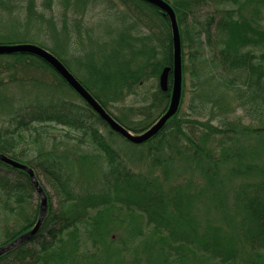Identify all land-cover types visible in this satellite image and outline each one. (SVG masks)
Here are the masks:
<instances>
[{
	"label": "trees",
	"instance_id": "obj_1",
	"mask_svg": "<svg viewBox=\"0 0 264 264\" xmlns=\"http://www.w3.org/2000/svg\"><path fill=\"white\" fill-rule=\"evenodd\" d=\"M55 1L63 11L47 16L42 7ZM167 1L180 30L183 95L189 68L192 112L182 96L177 112L140 144L65 94L70 86L41 58L0 54V93L15 86L27 96L11 111L0 96L9 116L0 153L31 167L53 191L43 187L40 227L1 253L0 264H264V0ZM127 2L108 34L101 30L109 35L98 44L102 58L88 51L83 62L75 59L84 78L63 41L80 49L94 31L83 29L86 9L76 0H0V39L41 24L53 31L51 47L30 42L53 52L106 112L139 133L170 102L158 76L172 65L173 37L156 5ZM203 6L212 7L205 17L197 14ZM127 98V110L114 114ZM238 108L245 115H235ZM36 194L27 171L0 160V248L35 225Z\"/></svg>",
	"mask_w": 264,
	"mask_h": 264
},
{
	"label": "water",
	"instance_id": "obj_2",
	"mask_svg": "<svg viewBox=\"0 0 264 264\" xmlns=\"http://www.w3.org/2000/svg\"><path fill=\"white\" fill-rule=\"evenodd\" d=\"M144 1V0H143ZM146 2L156 5L165 16H168L170 26H171V32H172V47H173V61L172 65L165 66L163 70L161 71L158 80H159V86L160 89L163 91H167L168 89V83H169V73L172 72V85H171V95H170V103L167 106V108L164 110V112L150 125V127L146 128L143 131H140L139 133H134L131 130H128L125 128L122 124L117 122L111 114L106 112V110L103 108L101 104L97 101L96 98L86 89L85 86L80 83L75 75L71 73L68 68L65 66L64 63H62L57 56H55L53 53H50L48 50H46L41 45H37L35 43H0V54H8V53H27L37 56L38 58H41L46 63H48L50 66L54 68V70L60 74V76L66 81L67 84L70 85V87L75 90L83 99L86 101L87 104H89L92 109L99 114V116L102 118V120L105 121L107 125H109L110 129L114 131L115 133H119L122 135L126 140L131 141L133 143L140 144V142H144L150 137L156 135L158 131L161 130V128L166 124V121L171 118L172 115H174L181 103V96H182V47H181V36L179 31V26L177 23V18L174 13V10L171 5L166 0H145ZM0 160L5 161L6 163L10 164L12 167L18 169H23L28 172L31 181L33 182V186L35 188V191L38 192L40 196V208H39V216L37 218V221L34 225V227L27 232L20 234L14 241L11 243H8L5 247L0 248V254L3 252H6V250L11 249L15 245H17L18 242L23 241L27 239V237L33 235L37 229L41 225V221L45 215V210L47 206V195L46 192L43 190L40 182L38 181L36 175L34 174V170H32L31 167H29L26 164H22L19 161L12 160L9 158L6 154L0 153Z\"/></svg>",
	"mask_w": 264,
	"mask_h": 264
},
{
	"label": "rangeland",
	"instance_id": "obj_3",
	"mask_svg": "<svg viewBox=\"0 0 264 264\" xmlns=\"http://www.w3.org/2000/svg\"><path fill=\"white\" fill-rule=\"evenodd\" d=\"M37 1L39 2L40 0H37ZM126 1L127 0H76V6L80 7V9L81 8L86 9L84 16L81 15L83 19V23H82L83 29L84 27L94 28L93 33L89 32L87 39H84L83 44L85 46H83L80 49H77L78 46H76L75 42H70L68 41V39L63 40L64 50L66 52L65 57L69 60V62H71L74 71L79 73L81 77L84 78L85 76L84 74L85 68L83 72L82 66L80 65L79 62H76L75 59L78 58L81 62H83L85 54H87L88 51L90 53H94L96 59L102 58L103 54L101 50L98 49V44H100L101 41L103 42L104 40H109L108 39L109 35L107 36L102 35L101 30L104 34H108L106 29L113 28L112 24L114 21H116V16L118 14L116 13V11H118L120 14L121 13L124 14V13H127V11H129V7L131 6H127L129 2L126 3ZM61 7H62L61 4H58L55 1L53 5L51 6V9L48 10L44 6L42 7V10H44L47 16L49 15V13L53 12V10L56 14L59 13L57 14L59 16L60 12L63 11ZM37 10L41 11V8L37 7ZM210 12H212L211 6H203L198 10L197 14H199V16L201 17H205L206 15H209ZM64 18L68 20L69 23H71V19H72L71 12L65 14ZM41 26L42 24L37 28H30L29 34H26L25 32H23L24 29L20 28L19 31H21L20 32L21 34H18L17 36H14L12 38H8V40L0 39V41L2 42L10 41L9 43H18V42L29 43L30 41H34V42L44 43L48 47L55 45L54 38H53L54 32L51 31L50 29H47V27L42 28L43 30L42 31L41 29H39ZM57 29H60V25L57 26ZM98 38H100V40H98ZM73 40L74 41L76 40L75 37L73 38ZM188 70L189 68L186 69V77H185V82H184L185 92L182 98L183 100L182 108L185 112L191 113L192 110H190L189 108V100H188L189 95L191 93V82H190V78L188 77V73H189ZM48 76L50 80L52 81L53 76L51 74ZM9 90L10 91L7 93L6 92L0 93L1 94L0 96L5 97L7 99V100L4 99L3 102L9 103V107L5 106L7 108L6 110H9V111L15 110L19 108L21 105L26 103L27 96H25L24 91L22 89L18 90L17 87L10 86ZM64 93L67 94L69 97L73 98L78 103L83 104L82 100L79 97H77L76 94H74L73 90L70 87H66V92ZM57 95H62V92H57ZM11 101H13L14 104L13 103L11 104L10 103ZM131 102L132 100L130 98H127L125 102L117 103L115 107H112L111 111L116 115L117 114L121 115L120 112L127 110L128 106L131 105ZM0 111H2L1 108H0ZM236 111L237 112H235V115H240V116L245 115L241 108H238ZM7 117L9 116L6 114V112L4 113L0 112V128L3 123V120H5ZM103 131L106 132L105 129H103ZM243 141L244 140L240 138V142L242 143ZM39 181H41V184L45 188V190L49 191L50 193L53 192L51 191L52 189L51 185L48 184L47 181H44L42 176L39 177ZM37 199H39V195L36 194V197L34 198L35 203ZM54 200L55 199L53 198V201Z\"/></svg>",
	"mask_w": 264,
	"mask_h": 264
}]
</instances>
